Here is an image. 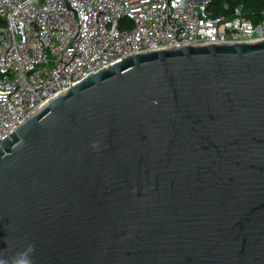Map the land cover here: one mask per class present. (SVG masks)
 Here are the masks:
<instances>
[{"label":"water","instance_id":"1","mask_svg":"<svg viewBox=\"0 0 264 264\" xmlns=\"http://www.w3.org/2000/svg\"><path fill=\"white\" fill-rule=\"evenodd\" d=\"M0 264H264V39L134 53L25 118Z\"/></svg>","mask_w":264,"mask_h":264},{"label":"built area","instance_id":"2","mask_svg":"<svg viewBox=\"0 0 264 264\" xmlns=\"http://www.w3.org/2000/svg\"><path fill=\"white\" fill-rule=\"evenodd\" d=\"M215 0H0V141L90 74L143 51L264 39ZM223 8H227L224 4Z\"/></svg>","mask_w":264,"mask_h":264},{"label":"trees","instance_id":"3","mask_svg":"<svg viewBox=\"0 0 264 264\" xmlns=\"http://www.w3.org/2000/svg\"><path fill=\"white\" fill-rule=\"evenodd\" d=\"M226 4L227 8H223ZM215 15L220 13L229 15L231 9L236 6L242 7V13L244 17L252 22H256L264 16V0H215Z\"/></svg>","mask_w":264,"mask_h":264}]
</instances>
